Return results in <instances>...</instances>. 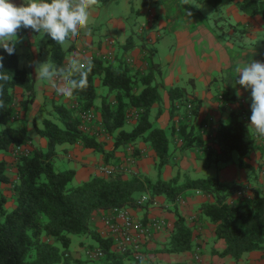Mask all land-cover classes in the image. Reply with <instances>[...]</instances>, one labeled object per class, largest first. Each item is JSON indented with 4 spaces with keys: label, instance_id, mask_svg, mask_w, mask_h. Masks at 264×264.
Instances as JSON below:
<instances>
[{
    "label": "trees",
    "instance_id": "obj_1",
    "mask_svg": "<svg viewBox=\"0 0 264 264\" xmlns=\"http://www.w3.org/2000/svg\"><path fill=\"white\" fill-rule=\"evenodd\" d=\"M193 1L215 7L221 0ZM233 3L247 15L257 14L264 28V0H233ZM128 40L118 45L112 56L90 53L94 68L88 76L87 89L78 91L68 99L69 103L52 102L49 115L33 126L35 134L43 137V146L31 145L27 153L14 156L13 178L5 159H0V264H134L139 260L133 259L131 250L119 252L110 247V234L99 233L92 223V213L104 208L140 206L138 199L142 193H147L149 198L161 195L166 202H173L189 189L209 197L208 201L200 202L198 208L213 224L214 237L223 240L222 248L213 251L214 254L228 255L235 261L240 253L264 250V194L260 187L246 188L241 181H219L211 175L179 178L175 173L166 180L159 177L172 148L176 147H197L202 165L215 169L231 162L235 151L237 164L250 168L244 161L254 144L247 125L248 116L229 112L225 122L201 133L189 123L195 112L191 104L193 98L187 96L183 87L172 85L166 89L169 101L167 132L152 125L148 118L152 104H156L153 117L161 111L160 83L155 78L159 74L158 64L151 60L149 53L143 52L144 68H129L122 56L132 46ZM47 42L49 61L57 67L65 66L60 45L50 37ZM0 55L4 57V70L13 74L4 88L5 107L0 109V152L5 154L14 146L29 142L24 127L11 126L10 121L17 118V112L21 113L20 117L23 115L35 91L30 72L17 66L16 54L8 55L0 49ZM93 79L97 80L101 91L96 90ZM187 102L191 104L190 109L185 106ZM85 110L91 111L92 120L84 121L79 117L78 113ZM129 121V128H124ZM92 123L98 124L97 131L91 129ZM98 131L111 141L109 149L103 147L104 140L97 139ZM137 141L147 144L154 154V180L113 168L73 184L72 169L59 170L53 166L55 145L60 143L78 142L108 161L118 146L133 147ZM3 188L8 189L12 199L8 210L3 207ZM170 209L174 212L172 227L167 241L157 250L166 253L193 250L190 227L174 204ZM68 234L86 236L93 242L83 244L82 253L85 249L96 248L100 254L94 258L84 253L82 259L70 257ZM167 264L195 263L190 260Z\"/></svg>",
    "mask_w": 264,
    "mask_h": 264
},
{
    "label": "crops",
    "instance_id": "obj_2",
    "mask_svg": "<svg viewBox=\"0 0 264 264\" xmlns=\"http://www.w3.org/2000/svg\"><path fill=\"white\" fill-rule=\"evenodd\" d=\"M226 1V3L220 1L216 6L222 10L221 17H230L231 15L233 22L228 24L230 30H240L244 35L236 42L221 41L214 33L213 27L208 24L207 17L200 15L199 12L191 11L189 5L183 6L181 0H159L158 12L164 16V19L157 21V30L150 29V31H147L145 40L150 43L156 42L160 36L166 34L168 37L167 43L172 47L173 52L171 56L167 54L164 56V60L168 63L165 70H161L160 64L157 62L159 74L155 78L156 82L160 83L161 111L153 117L156 104H152L148 112V118L152 125L161 128L165 132H167L169 104L166 89L167 86L172 85L183 87L187 96L193 98L194 101L191 104L194 105L195 112L189 118V123L192 124L193 128H199L201 133L212 129L217 123L225 122L227 114L233 111L239 112L240 116L247 115V125L250 124L251 94L240 88L238 84L235 87L233 86L235 80L238 79L235 67L238 63H248L252 60L264 62V28L257 14L247 15L235 7L233 0ZM25 2H28V0H25ZM12 3L19 6L24 3V0H12ZM184 9L191 12V16L187 15ZM121 33L120 30H116L115 42L117 41L121 45L129 39V43L132 44L123 53V59L129 61L127 63L129 68L143 69L145 63L141 58V54L143 52L150 54L151 52L143 47L144 41H132L128 36L123 38L125 41H121ZM76 35L71 36L64 45L59 46L62 51H65L62 57L64 65L74 55L82 58L84 53L80 50L99 56L105 53L103 52V38L99 37L94 40L87 37L88 44L84 43L85 45H82L81 39L74 37ZM19 36L22 42L16 45V63L18 67L25 68L30 72L34 81L35 95L23 115L20 117L21 113L17 112V118L14 120L17 122L15 126L22 125L29 137L28 144L19 147L29 150L31 145L43 146L44 144L43 137L36 135L33 131V126L39 125L40 119L49 115V112L42 110L43 107L50 106L53 101L69 103L70 100L60 97L55 92L52 83L37 79L34 67L26 66L28 61H49V44L47 42L49 36L43 32L35 33L31 30H21ZM256 40L259 41V44L256 43ZM94 50L99 52H93ZM153 51H156V48H152ZM114 53H116V50ZM178 58L183 59L185 62L186 67L183 72L178 68ZM93 80L94 84L97 85L96 90L101 91L102 88H100L97 80ZM214 82H218L219 86L212 91L211 86ZM237 89L241 92L239 98L235 94ZM95 101L98 103L99 98ZM42 113L43 115H41ZM130 123L131 121L127 122L123 127L129 128ZM249 131L253 135L254 144L249 154L244 157V161L251 169L237 164L235 151L232 152L231 162L215 169L212 166L202 165L201 159L197 156L199 152L197 147H176L172 148L168 163L163 166L160 172V179L166 180L175 173H178L179 178H201L211 175L216 176L219 181H241L246 188L258 186L264 194V140L258 139L251 128H249ZM101 139L104 140V148L109 149L112 146L111 141L105 135ZM133 147L131 145L118 146L113 155L106 161L102 160L100 153L81 146L78 142L60 143L55 145L56 156L53 166L59 170L72 169L74 175L71 183L73 184L83 181L91 174H101L98 171L99 166L108 165L112 167L113 164L122 167L125 173L144 175L149 180H154L156 170L152 150L141 141L135 142ZM1 158L5 159L9 175H12L11 178H13L12 163L14 155H12V150L5 154L0 152ZM62 159L65 160L66 167L60 165ZM5 186L8 187V184H5ZM1 193L5 197L3 207L8 210L12 206L9 191L7 188H3ZM245 193H247V190ZM140 197H143L139 202L140 206L134 208L123 206L119 208L148 224V235L137 243L135 250L139 255V262L134 264H141V258L143 264H167L172 263V261L188 262L190 260L194 261L195 264H264V250H251L240 253L235 261L228 255L217 256L213 253V251L222 248L223 240L214 237L213 224L202 215L200 208H198V204L208 201L209 197L201 194L196 189L187 190L181 197L174 199L173 202H166L161 195H153L149 198L147 193H142ZM172 204L183 217L185 224L191 229V240L194 242L193 250L172 251L171 253L157 250L167 241L172 227L174 220V212L170 209ZM105 213L111 214L110 209H98L92 213L91 220L97 230L100 225V216L105 215ZM153 221L158 222L157 227L149 225ZM89 242L93 243L86 236H82L81 239L72 243V247L67 248L70 257L80 259L79 254L82 255V245ZM131 254L133 255L132 250Z\"/></svg>",
    "mask_w": 264,
    "mask_h": 264
},
{
    "label": "clouds",
    "instance_id": "obj_3",
    "mask_svg": "<svg viewBox=\"0 0 264 264\" xmlns=\"http://www.w3.org/2000/svg\"><path fill=\"white\" fill-rule=\"evenodd\" d=\"M98 0H28L17 6L12 0H0V49L8 55L16 53V45L22 40L21 30L43 32L56 44L64 45L78 29H86L90 9ZM182 5H194L191 0H181ZM187 12L186 9H184ZM191 16V12H187ZM4 57L0 55V109L5 104L2 99L5 85L12 80L13 74L4 70ZM23 63V62H22ZM27 67H34L36 78L52 83L55 92L67 99H72L78 91L88 87V76L94 68L90 58L78 55L70 57L65 66L57 67L48 60L45 62L28 61ZM238 79L235 85L250 91V124L258 139L264 140V62L252 60L238 63L235 67ZM239 98L241 92L236 90ZM141 264L143 259L141 258Z\"/></svg>",
    "mask_w": 264,
    "mask_h": 264
},
{
    "label": "rangeland",
    "instance_id": "obj_4",
    "mask_svg": "<svg viewBox=\"0 0 264 264\" xmlns=\"http://www.w3.org/2000/svg\"><path fill=\"white\" fill-rule=\"evenodd\" d=\"M191 2L199 6V8H197L194 5H189L191 11L199 12L200 15L206 16L208 24L213 27L214 33L221 41L228 40L229 42H236L237 39L239 40L244 36L240 30H230L228 24L233 22L231 15L230 17H221V8L217 6L212 7L203 2H194L193 0H191ZM221 2L226 3L227 1L221 0ZM158 6L159 0H100L90 9L87 28L83 30L78 29L77 35L74 37L81 39L82 45H85L84 43L88 44L87 37L94 40L99 37L103 38V52H105V56L109 57L113 55L115 50L117 51V47L120 45L114 40V37H116V30H120L122 32L120 34L121 41H125L123 38L126 36L130 37L132 41H144L143 47L151 52V59L160 64L161 70H165L168 63L164 60V56H166V54L171 56L173 52L172 47L167 43V35L160 36L156 42L154 41L152 43L145 40L147 31H150V29L157 30V21L162 18L164 19V16L158 12ZM169 34L171 35V33ZM107 40L110 42L108 43ZM258 42L259 41L256 43L259 44ZM152 48H156V51L152 52ZM93 52L98 53L99 51L94 50ZM64 53L65 51H62V54ZM126 62L128 63L129 61L126 60ZM177 63L179 64L178 68L183 72L186 67L184 60L178 58ZM217 75L219 74L217 73ZM217 83L218 82H214L211 86L212 91L219 86ZM247 93L250 94V91H247ZM60 97L63 98V96ZM51 107L52 105L47 107L44 106L42 110L50 112L52 111ZM41 115H43V113ZM16 123V120L10 121L11 126H15ZM91 127V129L96 131L99 129L97 123H92ZM97 133V139H101L103 135H101L99 131ZM12 155L14 154L12 153ZM60 165L64 167L67 166L64 159L60 161ZM68 236L70 238V243L67 245L68 249L72 247V243L82 238V236L76 234H68ZM79 255L80 259H82L83 253Z\"/></svg>",
    "mask_w": 264,
    "mask_h": 264
},
{
    "label": "built area",
    "instance_id": "obj_5",
    "mask_svg": "<svg viewBox=\"0 0 264 264\" xmlns=\"http://www.w3.org/2000/svg\"><path fill=\"white\" fill-rule=\"evenodd\" d=\"M107 42L109 43L110 41L107 40ZM80 51L84 53L83 58L91 57V54L87 53L85 50ZM185 106L187 109L191 108V104L189 102H187ZM78 115L84 121H90L93 119V114L89 110L81 111ZM27 152V149L19 146H14L12 149V153L14 155ZM113 168L123 169L118 165L112 167L103 165L98 167V171L103 174L111 171ZM142 199L143 197H139L138 201L140 202ZM110 211L111 214L105 213V215L100 216V225L98 227L99 233L103 236L110 234L112 238L110 247L113 250L121 252L125 249H131L133 251V259H138L139 255L135 249L139 240L148 235V224L143 223L140 218H137L124 210H120L119 208L110 209ZM149 225L157 227L158 222L153 221ZM83 253L89 258H94L100 254L96 248L85 249Z\"/></svg>",
    "mask_w": 264,
    "mask_h": 264
}]
</instances>
